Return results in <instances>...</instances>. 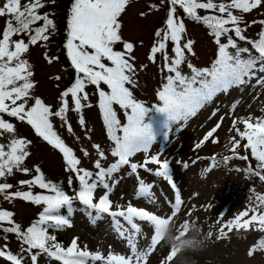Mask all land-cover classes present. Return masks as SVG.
Wrapping results in <instances>:
<instances>
[{
  "label": "snow or ice",
  "instance_id": "snow-or-ice-1",
  "mask_svg": "<svg viewBox=\"0 0 264 264\" xmlns=\"http://www.w3.org/2000/svg\"><path fill=\"white\" fill-rule=\"evenodd\" d=\"M128 2L129 0H72L64 47L75 69L76 77L71 86L60 94L61 104L55 112L40 97L32 96L31 90L35 87L31 79L33 73L29 62L23 58L29 51L30 45L49 41L50 36L55 32L56 25L50 14L41 12L45 7L44 0H26L23 3L22 0H4L0 5V17H7L0 33V138L8 136L6 143H0V178L13 175L14 171L24 174L32 171L23 166L30 156L27 149L31 141L16 136L15 125L3 119V114H7L30 125L37 136L58 149L62 153L65 170L73 173L79 182V190L74 196H70L58 184L46 180L37 166L36 174L30 180H21L19 183L27 185L29 189L38 186L51 194H33L31 190L13 192L10 191L13 188L12 184L0 183V196L5 200L20 198L36 205H44L38 219L27 228H22L14 221L12 212L0 209V231L5 233L3 239L6 241L9 233L15 234L21 245L18 254L7 250V244L0 249V257L6 258L11 264H24L25 253L31 264H38L42 255L60 261L61 264H90L96 261H103L104 264H141L142 261H146L147 253L137 251L136 240L140 233V227L135 222L137 218L150 221L154 225L155 235L152 237L150 249L160 240L159 225L162 221L156 215L137 209L131 204L126 209L117 207L113 210V202L109 199L113 186L109 183V179L113 173H116L121 166L128 165L129 158L136 153L147 152L155 139L152 125L144 122L149 108L134 99L132 92L125 86L135 85L136 74L135 57L132 55L134 45L123 41L120 34L119 18ZM51 3H55V0H51ZM161 3L168 5L167 18L164 27L155 33L157 40L153 44L149 58L155 62L157 53L162 54L161 73L164 82L157 92L161 103L154 108L166 114L165 123L186 119L195 114L197 109L217 93L227 92L233 86L247 85L252 80L256 81V85L264 86V27L258 33L257 39H249L244 34L248 25L241 27L244 23L243 16L233 12L240 10L242 13H249L253 9L264 7V0H230L228 3H217L215 0H161ZM178 8L186 17L204 24L210 30V35L217 45L216 58L210 67L198 68L188 61L190 74L181 70V65L187 60L186 51L192 52L193 42L188 40L182 43L185 23L177 14ZM198 10L211 11L210 14L200 15ZM41 21L43 23H40ZM256 23L264 26V20L252 21V24ZM16 36H26L27 42L24 38L13 39ZM222 38L226 42L222 41ZM238 40L245 41L251 47L240 46ZM169 41L173 45L171 56L168 52ZM118 42L123 44V51L114 50V45ZM48 59L51 63L53 58ZM105 60L109 63L106 64ZM101 84L106 85L109 91H105ZM88 85H94L96 88L104 125L109 139L114 142L111 155L118 158L107 168L103 167L101 160L106 159L105 153L99 145H93L100 157L95 161L97 169L95 173L78 167L80 160L73 149L57 134L51 119L58 117L71 132L72 126L67 119L68 97L72 98L74 105L72 110L82 113L83 108L92 106L90 103H84L89 100V94L85 90ZM30 100L34 103L29 104ZM114 104L125 110L127 122L123 125L117 119ZM250 119L243 121L245 131H237L242 138H247L245 148L251 149L252 156L258 161L257 167L264 171V119L258 118L255 123L250 122ZM79 123L81 126L85 124L82 114ZM233 124L235 125V121ZM214 131L215 128L209 131L204 140L211 137ZM82 151L85 156L88 155L86 150L82 149ZM242 158L247 159V157ZM148 162L159 165L155 173L157 176L171 180L167 160L161 162L157 156H152L143 166L146 167ZM130 167L135 172L138 165L132 163ZM248 171L252 169L249 168ZM254 174L264 180V175H260V172ZM68 183L69 185L73 183V176H69ZM150 187L141 181L138 195L148 196ZM98 188H103L105 192L94 202V193ZM258 199L260 205L257 207L222 223L221 234L226 236L234 229L236 231L254 229L264 233V211L260 210L261 206H264V196ZM74 200L85 206L93 220L104 215L111 217L114 230L122 239H126L132 254L126 257L109 253L105 257L100 252L88 251L87 246L82 249L78 244V237H74L67 247L58 242L57 237L50 234L49 229L56 230L71 226L69 218L62 215L60 210L65 207L71 210ZM176 204L177 206L180 204L179 194L176 197ZM249 211L252 213L250 218L241 222L242 217L248 216ZM125 224L128 227H125ZM257 250H264V236L256 241L248 254L251 256ZM173 257L174 250H171L165 259L168 262Z\"/></svg>",
  "mask_w": 264,
  "mask_h": 264
},
{
  "label": "rangeland",
  "instance_id": "rangeland-1",
  "mask_svg": "<svg viewBox=\"0 0 264 264\" xmlns=\"http://www.w3.org/2000/svg\"><path fill=\"white\" fill-rule=\"evenodd\" d=\"M147 1L129 0L119 20L122 40L134 45L132 55L135 57V85L125 86L136 100L150 104L156 99L157 88L164 82L161 73L162 54L157 53L155 62L149 58L164 9L149 8ZM3 2L4 0H0V5ZM23 2L26 0H22ZM215 2L228 3L230 0ZM263 10L264 7L253 9L249 13L233 11L243 16L244 25H248L247 33L254 36L258 24H252V21H257ZM6 19L7 17H0V33ZM184 23L182 43L191 40L193 44L192 52L186 51L187 60L181 65V69L188 70V61L195 67L208 64L210 67L217 49L213 38L200 23L191 19H185ZM20 38L27 42V37H13ZM51 49L49 43L41 41L36 45H30L23 58L29 62L33 73L31 79L35 87L31 90L32 96L40 97L55 112L60 107V94L65 91V84L64 73L59 63L54 59L49 62ZM171 49L172 46L168 43L170 56L173 55ZM114 50L123 51V44L116 43ZM104 62L108 64L107 60ZM85 90L89 94V100L84 103H90L92 106L83 108L82 113L72 110L74 107L72 98L68 97L67 119L72 126L71 132L58 117L51 119L57 134L73 149L80 160L78 167L94 173L97 170L95 161L100 157L93 145H99L105 153L106 159L101 160L103 167L112 163L116 157L111 155L107 134L100 118L96 88L90 85ZM31 103L34 101L30 100L29 104ZM115 107L122 117L124 112L120 106ZM159 113L156 110L152 113L155 122H158ZM81 114L85 120L84 126L79 123ZM3 117L15 125L17 137L31 141L27 149L30 156L23 166L32 171L29 174L14 171L13 175L0 178V182L12 184L13 188L10 191L13 192L30 190L27 185H21L19 182L30 180L36 174L35 168L38 166L51 177L64 178L65 184L69 185L68 179L72 174L65 170L62 153L37 136L27 123L10 116ZM249 118L252 123L258 118L264 119V86L256 85L255 80L247 85L233 86L227 92L217 93L186 119L172 125H164L163 121H160L159 133L154 135L155 139L148 151L136 153L129 158L128 165H123L113 173L109 179V183L113 185L109 193L113 210L117 207L126 209L131 204L137 209L156 215L162 221L159 225L160 240L150 249L152 237L155 235L154 225L150 221L138 218L135 220L140 227L136 240L137 251L147 253L146 261H142L141 264H264V250H257L251 256L248 254L249 249L264 236V233L254 229L248 231L234 229L224 236L220 232L222 223L257 207L260 205L258 198L264 196V180L254 174L256 171L247 172L242 162H231L229 161L231 158L225 159V155L229 154L230 157L232 152L241 155L247 153V160L254 166L251 149L245 148L247 138H242L237 131H245L243 121ZM214 128L212 136L204 140L206 134ZM7 139V135L0 138V143H6ZM197 144L200 146L196 147ZM82 149L88 152L87 156ZM152 156H157L161 162L164 160L169 162L171 180L155 174L159 168L158 164L148 162L146 167L143 166ZM218 158H221L222 162H228L221 164ZM132 163L138 165L135 172L130 167ZM141 181L151 186L148 196L138 195ZM35 189L31 188L32 191ZM71 191L69 189L70 195ZM104 192L103 188H98L94 193V202ZM177 194L180 197L178 206ZM0 205L11 210L15 220L22 225L29 224L42 206L20 198L5 200L3 196H0ZM260 210L264 211V206H261ZM251 215L249 211L248 216L242 217L241 222L249 219ZM69 220L70 227L65 226L56 231L59 235H65L68 245L74 237H78V244L82 249L87 246L88 251L100 252L105 257L109 253L126 257L132 254L126 239H122L114 230L111 217L104 215L93 220L88 213L79 209L69 217ZM121 222L124 223L123 220ZM125 227L128 226L125 224ZM3 242L7 240L0 235V245ZM8 243L15 251L20 250L21 245L17 241L9 240ZM171 250H174V257L167 262L165 258ZM24 264H31V261L27 260ZM90 264L104 262L96 261Z\"/></svg>",
  "mask_w": 264,
  "mask_h": 264
},
{
  "label": "trees",
  "instance_id": "trees-1",
  "mask_svg": "<svg viewBox=\"0 0 264 264\" xmlns=\"http://www.w3.org/2000/svg\"><path fill=\"white\" fill-rule=\"evenodd\" d=\"M44 2H45V7L41 10V12L42 13L43 12H48L50 14V18L54 20V23L56 25L55 32L52 33V35L50 36L49 41H47V43H49L50 46L52 47V49L49 51L50 52V56L56 62L59 63L60 68H61L62 72L64 73L63 83L65 84V88L67 89L69 86H71V84L74 82L75 77H76L75 69L73 68V66L71 64V61H70V59H69V57L67 55V51H66V49L64 47L65 42H66V38H67L66 37L67 19H68V15H69V9H70V6L72 4V0H55V3H51V0H44ZM147 4H148V7L149 8H160V7H162L164 9V14H163V17H162L160 23L158 24L157 30L160 29V28H162V27H164V22H165V20L167 18L168 5L166 3H163L162 4L161 3V0H159V1L148 0L147 1ZM198 11H199V14L200 15H206V14H210V11L211 10H198ZM177 14L179 16H181L184 20L185 19H189L188 17H186L184 15L183 11L181 9H179V8H178ZM212 14H218V13H212ZM234 14L241 15L240 13H237V12H234ZM256 20L257 21L264 20V10H263L262 14ZM243 21H244V18H243ZM40 23H43V22L41 21ZM198 23H200V22H198ZM200 24L210 34V30L204 24H202V23H200ZM257 24H258V29H256V33H255L254 36L249 35L247 33V31L244 32V34L249 39H252V40L257 39L258 38V33L261 31L262 27H264V26L260 25L259 23H257ZM241 27L242 28L245 27L244 23L241 24ZM211 37L213 38L212 35H211ZM156 40H157V37L155 36L154 43H155ZM213 40H214V38H213ZM222 41H224V38H222ZM224 42H226V41H224ZM44 43H46V42H44ZM168 43H170L171 46H172V42L171 41H169ZM238 43L242 47H251V45L247 44L245 41H239L238 40ZM216 48H217V45H216ZM216 52H217V49H216ZM215 58H216V54L212 58L210 64L212 63V61ZM203 67H209V64L208 65L198 66V68H203ZM181 70L184 73L190 74V69H188V70L181 69ZM88 86H90V85H88ZM91 86L95 87L94 85H91ZM161 86H162V84L157 88V92L161 89ZM101 87L105 91H109V89L107 88L106 85L101 84ZM96 96H97V106H98V99H99L98 98V94ZM137 101H139V100H137ZM139 102H142L146 107L149 108V111L145 115L144 122L151 124L154 135H157L159 133V127H158V124L153 121V119H152V113L155 110L154 106L159 105L161 103L159 101L158 95L156 94V99L154 101L150 102V104L146 103L145 101H139ZM115 105L116 104L113 105V108L116 111L117 119L120 121L121 125H123V124H125L127 122V115L125 113V110L121 108L122 111L124 112V115L121 117L119 115V113H118ZM98 110H99L100 118H101V121H102V124H103V127H104V131L107 134V129H106V126L104 125L102 113H101V111L99 109V106H98ZM159 119H160V121H163V123L165 125L166 124L171 125V124H173L175 122V121H168L167 123H165L166 120H167L166 114L160 115L159 116ZM177 121H179V120H177ZM107 138H108L109 148L111 150L114 147V142L109 139L108 134H107ZM241 156L247 157V159H248V154L247 153L244 154V155H241ZM117 159L118 158L116 157V159L112 163H114ZM247 159H244V158L239 159V158H236V157L232 156L229 161H231V162H242V165L246 168L247 172H249L248 169L251 168L253 171L260 172L261 175H264V171H262L261 169H259L257 167L258 161H257V159L255 157L252 156V158H251V160H253L254 166L250 163L251 161H248ZM218 160H221L220 162H222V159L218 158ZM225 162H228V161H223L221 164H223ZM112 163H110L109 165L104 166V167L107 168ZM42 173L44 174L46 180L58 184L61 187V189L66 194L70 195L69 194V189H71L72 190L71 191L72 195H70V196H74L75 195V192L79 190V182H78V180L75 179L74 174L71 173V172H69V173L72 174L73 179L75 181V183H72L71 185H66L65 184V180L62 177H51L46 172H43L42 171ZM33 187L36 188L35 191H32L30 189L33 194H51V193L47 192V190L40 189L38 186H33ZM24 191H29V190H24ZM43 207H44V205L42 204L41 209L38 211L37 215L33 216V218L31 219V222L29 224H27V225L20 224L18 221L15 220L14 217H13V219H14V221L16 223L20 224L22 226V228H27L31 223H33L35 220L38 219V215L43 210ZM0 209H4V210H8V211L12 212L8 208H6L4 206H1V205H0ZM79 209L84 210L85 213H88V210H86L85 206L82 205L78 200H74L73 206H72L71 210H69L67 207H65V208H62L60 210V213L62 215H64V216H66V217L69 218L76 210H79ZM5 226H8V225L5 224ZM57 230H60V229H56V230L49 229V232H50V234H54L57 237V241L58 242L62 243L65 247H67L68 246V243L66 241L65 235H59L58 233H56ZM0 235L4 237L5 233H3L2 231H0ZM7 236H8L7 242H3L0 245V249H2L5 244H7V246H8L7 247V250H10L11 253H13V254H18L20 250L15 251L14 249H12L11 246L9 245L8 241L9 240H14V241H17L19 244H20V242L16 239L15 234L9 233V234H7ZM24 257H25L24 263L27 260H30L29 257H28V255L26 253L24 254ZM0 264H11V262L8 261L4 257H0ZM38 264H61V262L60 261H56V260H51L47 256H43L42 255L39 258Z\"/></svg>",
  "mask_w": 264,
  "mask_h": 264
}]
</instances>
